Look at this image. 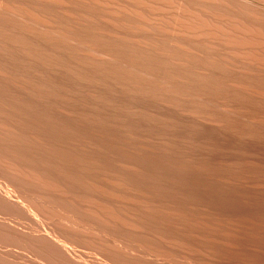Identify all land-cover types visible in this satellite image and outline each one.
<instances>
[{
    "label": "bare ground",
    "instance_id": "obj_1",
    "mask_svg": "<svg viewBox=\"0 0 264 264\" xmlns=\"http://www.w3.org/2000/svg\"><path fill=\"white\" fill-rule=\"evenodd\" d=\"M0 264H264V0H0Z\"/></svg>",
    "mask_w": 264,
    "mask_h": 264
}]
</instances>
